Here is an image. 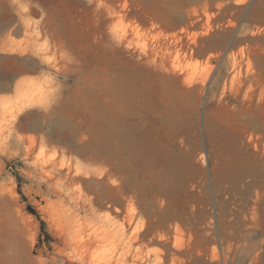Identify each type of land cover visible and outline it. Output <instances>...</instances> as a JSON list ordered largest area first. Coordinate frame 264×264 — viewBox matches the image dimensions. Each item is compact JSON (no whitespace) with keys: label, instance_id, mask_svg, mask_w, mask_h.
<instances>
[{"label":"rangeland","instance_id":"374dc122","mask_svg":"<svg viewBox=\"0 0 264 264\" xmlns=\"http://www.w3.org/2000/svg\"><path fill=\"white\" fill-rule=\"evenodd\" d=\"M257 4L264 0H0V264H264V192L254 181L246 192L247 177L238 186L232 161L242 135L239 154L264 164V127L248 141L230 120L242 107L264 121V23L247 17ZM161 59L186 91L167 113L137 98L145 136L129 168L116 158L114 120L101 151L114 89L131 77L143 91L164 73ZM54 131L66 141L50 139ZM158 139L188 154L194 186L170 189ZM223 174L232 177L218 182ZM164 210L196 217L162 220ZM138 226L145 235L131 239Z\"/></svg>","mask_w":264,"mask_h":264},{"label":"bare ground","instance_id":"6f19581e","mask_svg":"<svg viewBox=\"0 0 264 264\" xmlns=\"http://www.w3.org/2000/svg\"><path fill=\"white\" fill-rule=\"evenodd\" d=\"M247 17L250 20L257 19L264 23V4H257L254 7V9L250 11ZM253 33H256V32L253 31ZM174 38H175L174 39L175 42L179 43V48H178L179 51L184 52V54H186L185 51L187 49V46H186L187 44L183 41V37L180 35L179 36L175 35ZM220 40L223 42L224 38L222 36L220 37L212 36L208 41H220ZM232 43H233L232 36H229V38H227V40L225 41L223 51H225L229 46H231ZM164 49H165V52L163 53L164 55L170 56L172 54V50L170 46H165ZM177 51H174V52L176 53ZM159 64L161 68L163 69L164 73L160 72L156 74V78H154L153 81H150L147 88L146 89L143 88V91L140 86H137L136 83L132 81L131 77L123 78L118 82V84L115 86V89H114L115 105H114L113 117L111 116L112 118H108L105 120V125L103 127L104 135H101L103 136L101 138V146H102L101 151L103 153H106L107 151L106 141L109 140V136L107 133V130L109 127L108 123L112 125V122L114 120L115 122L114 123V133H115V138L117 140L116 148L114 150L116 154V158H117L118 164H121V165L124 164V166H127L129 168H132L138 165V163L135 160L136 149L141 145L142 139L145 136V133L142 130L139 129L138 131H136L137 129L136 126L138 125L139 122L138 121L136 122L135 120L136 117H135L134 111H132V107L136 105L137 98L141 97L144 103H146L147 106L150 108H154L156 105L155 103L158 102L160 104L159 105L160 109H162L164 112L167 113V111H171L179 107V105L182 102L183 91H186V89L183 88V86H181L180 82L179 83L177 82L178 76H177V72L175 71V68L167 67L164 59H161L159 61ZM18 70L19 69H16L12 73H8L6 75V79L14 77V75H16ZM232 71H233V74H234L233 76L235 80L241 77V61L240 60H237L236 58H234V61L232 64ZM207 76H208V72L206 71L201 77L202 83L206 81ZM248 76L246 77L247 78L255 77V76H250V75ZM262 77L263 79L261 80V82L262 81L264 82V74ZM185 82L190 86L189 88H187V90H192L194 87L193 77L191 76L185 77ZM4 87L5 86L3 85V82L1 81L0 88L3 89ZM250 102L251 100L248 99L247 103L250 104ZM23 109H24V106L21 105L17 108V111L15 113L19 114L21 113V111H23ZM28 116L30 115L25 114L21 117H18L17 122L22 123V121L25 120ZM230 120L234 124V125L232 124L234 127H238V129H240L242 132H246L248 134V141L251 140V141L258 142L260 140L261 138L260 132L263 130L264 121L258 115L250 112V110L247 108L244 109L240 107V109H238L237 111L235 110L230 113ZM146 132L149 134L150 128ZM49 138L57 140V141H62V142L66 141L67 139L65 135H61L59 134V132L57 133L56 131L49 132ZM241 139H242V135L241 137L240 136L237 137V140H238V142L236 143L237 146L233 145V149L234 150L236 149V153H237V155H235L232 159L233 165L236 167V172H235V175H233V178L236 179L235 182L238 184V186L243 184L242 180L244 178L246 177L250 178V180L244 184V187H245L244 190L246 192H249L250 187L252 185L251 183H253L254 181V184L259 185V188L262 189L261 192L263 193L264 192V182H263L264 164L261 163L260 167L257 168L254 161L249 159L247 156H244L243 154H239L238 143L241 141ZM232 142H235V141H232ZM32 144H34V142ZM255 146H257L256 143H255ZM153 147L158 153L160 152L161 157L164 158L169 163L167 168L164 167L165 168L164 173L167 176L168 186L170 187V189L179 187V190H181L187 187V185L194 186L195 174L186 163V160L188 158V154L186 152H181L179 150V155L175 154L173 152L174 149L172 150V149L167 148L166 145H164L161 142V139L154 140ZM146 163H148V160ZM152 169H154V167ZM162 172H163V169H162ZM231 177L232 176L223 174L222 176L217 177L216 180L218 182L223 181V180L225 181L226 178H231ZM257 177H258V180L256 182L255 178ZM129 191H130V188H129ZM255 193L258 194L257 191ZM187 214L188 213L186 211H179V214L172 216L171 214L167 212V210L166 211L164 210L161 213V216H162L161 218H163L162 220H171V219L174 220L175 218H177L179 219V222H188V223L193 222L196 217V214L194 212L188 215ZM130 224H131V221H128L126 226L127 225L129 226ZM121 225H123V223ZM123 228L124 227L120 228L121 234L124 233ZM131 233L132 235H130V238L136 240V239H139L138 238L139 236L145 235L146 232L142 230V226H138V227H135V229H133ZM214 256H217L215 252H214Z\"/></svg>","mask_w":264,"mask_h":264},{"label":"trees","instance_id":"16d2710c","mask_svg":"<svg viewBox=\"0 0 264 264\" xmlns=\"http://www.w3.org/2000/svg\"><path fill=\"white\" fill-rule=\"evenodd\" d=\"M29 212L36 214V212L34 210H32L31 208H27ZM37 215V214H36ZM41 224L43 225V222L41 221Z\"/></svg>","mask_w":264,"mask_h":264}]
</instances>
